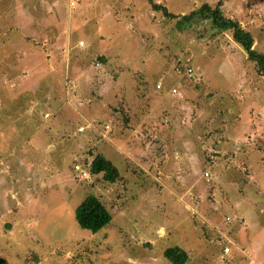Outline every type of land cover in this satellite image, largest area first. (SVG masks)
<instances>
[{
	"label": "rangeland",
	"instance_id": "obj_1",
	"mask_svg": "<svg viewBox=\"0 0 264 264\" xmlns=\"http://www.w3.org/2000/svg\"><path fill=\"white\" fill-rule=\"evenodd\" d=\"M221 3L264 53V0ZM174 21L147 0H0L9 264H171L169 246L185 264H264V76L231 32ZM99 153L115 182L89 173ZM90 193L111 214L95 232L75 220Z\"/></svg>",
	"mask_w": 264,
	"mask_h": 264
},
{
	"label": "trees",
	"instance_id": "obj_2",
	"mask_svg": "<svg viewBox=\"0 0 264 264\" xmlns=\"http://www.w3.org/2000/svg\"><path fill=\"white\" fill-rule=\"evenodd\" d=\"M147 1L153 10L162 11L163 15L168 19H175L174 26L179 31L200 21H209L217 32H231L232 39L242 47L247 58L255 62L258 74L264 76V53L252 47L253 37L249 31L242 28L237 20L226 17L223 14L221 0H218L214 5L204 2L193 10L179 15L169 12L160 3L153 0ZM101 60H104V58H101ZM177 67L186 76L193 77L194 69L186 60L178 58ZM187 69H191L190 75ZM88 171L92 175L101 174L102 179L109 183H113L119 178L117 167L111 160L100 153L93 156L91 162L88 164ZM110 219L111 214L109 210L95 194H87L75 208V220L78 226L91 232H95L108 224ZM163 256L171 264H185L187 260L186 252L179 246L165 248ZM0 264H9V262L0 256Z\"/></svg>",
	"mask_w": 264,
	"mask_h": 264
},
{
	"label": "built area",
	"instance_id": "obj_3",
	"mask_svg": "<svg viewBox=\"0 0 264 264\" xmlns=\"http://www.w3.org/2000/svg\"><path fill=\"white\" fill-rule=\"evenodd\" d=\"M187 70H188V72H189V75H190V74H191V69H187ZM160 85H161V84L158 82V83L156 84V87H157V88H159V87H160ZM171 92L176 94V93H177V89L174 87V88H172V89H171ZM79 129H80V130H82V129H83V127H81V126H80V127H79ZM75 169H76V170H79V169H80V167H79V165H78V164H77V165H75ZM82 174H83L84 176L86 175V173H85V172H83ZM228 250H229V248H228V247H224V248H223V251H225V252H227Z\"/></svg>",
	"mask_w": 264,
	"mask_h": 264
},
{
	"label": "crops",
	"instance_id": "obj_4",
	"mask_svg": "<svg viewBox=\"0 0 264 264\" xmlns=\"http://www.w3.org/2000/svg\"><path fill=\"white\" fill-rule=\"evenodd\" d=\"M174 88V87H173Z\"/></svg>",
	"mask_w": 264,
	"mask_h": 264
}]
</instances>
